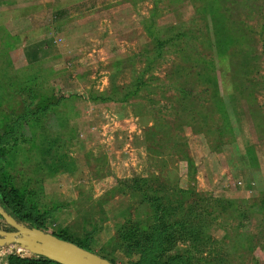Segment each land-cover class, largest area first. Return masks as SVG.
Returning <instances> with one entry per match:
<instances>
[{
    "label": "rangeland",
    "instance_id": "obj_1",
    "mask_svg": "<svg viewBox=\"0 0 264 264\" xmlns=\"http://www.w3.org/2000/svg\"><path fill=\"white\" fill-rule=\"evenodd\" d=\"M130 1L109 33L99 2L0 0L38 45L0 51V206L113 264H264V0Z\"/></svg>",
    "mask_w": 264,
    "mask_h": 264
},
{
    "label": "crops",
    "instance_id": "obj_2",
    "mask_svg": "<svg viewBox=\"0 0 264 264\" xmlns=\"http://www.w3.org/2000/svg\"><path fill=\"white\" fill-rule=\"evenodd\" d=\"M14 1V0H11ZM53 1V0H51ZM61 3H66L61 7L67 14L66 22L73 18H80V16H85V8L88 6L94 5V2L100 3V8L95 10L96 16H106L108 18L107 27H109L108 32L112 33L111 29H115L118 25L116 19H114L112 14L118 13L119 11H124V16L131 14L133 6L130 0H119L120 3L117 4V0H56ZM130 1V2H129ZM74 2V3H73ZM26 7L25 5H23ZM30 6V4H29ZM34 6V5H33ZM138 5H135V8ZM16 7V8H15ZM20 7V6H19ZM18 6H12V14L5 20L0 22V32L5 34L7 40L5 41L6 45H1V56L5 52L7 58V67L17 72L20 67L24 64L29 65L32 62L36 61L37 57V48L35 39H33L32 34L37 32V21H36V6L33 9H29L25 13H21V8ZM75 9V10H74ZM77 10V11H76ZM136 10H138L136 8ZM1 11V10H0ZM125 17V18H126ZM128 18H126L127 20ZM61 20V21H64ZM121 20H119L120 23ZM125 22V19H124ZM106 25V24H105ZM102 24V29L105 30L106 26ZM123 38H121L122 41ZM1 41V40H0ZM3 46V47H2ZM41 47L39 46V49ZM4 54V56H5ZM8 56V57H7ZM109 70V69H107ZM119 70H112L111 74L114 72H119ZM110 72V71H108ZM105 77H102L99 81H104ZM101 90V89H100Z\"/></svg>",
    "mask_w": 264,
    "mask_h": 264
},
{
    "label": "water",
    "instance_id": "obj_3",
    "mask_svg": "<svg viewBox=\"0 0 264 264\" xmlns=\"http://www.w3.org/2000/svg\"><path fill=\"white\" fill-rule=\"evenodd\" d=\"M0 216L15 229H0V248H21L30 254L43 256L58 264H113L108 259L85 249L71 241L45 232L38 227H29L17 222L0 206Z\"/></svg>",
    "mask_w": 264,
    "mask_h": 264
},
{
    "label": "trees",
    "instance_id": "obj_4",
    "mask_svg": "<svg viewBox=\"0 0 264 264\" xmlns=\"http://www.w3.org/2000/svg\"><path fill=\"white\" fill-rule=\"evenodd\" d=\"M144 31H146L148 36H150L152 38V41L155 43V49L161 50L163 44L165 42H167V40L166 39L164 40V38H154L153 35L151 34V32L148 30V28L146 26H144ZM145 71H146V69L144 70V72ZM137 84H140L138 82V80H134V81L131 82V84L127 85L126 88L130 89L131 87L132 88L136 87ZM98 97H100V96H98ZM107 98L109 99V97H107ZM122 99L121 100L117 99V101H124L125 100V99H123V100ZM222 114H224V113H222ZM158 129H159V126L154 125L152 130H151V132H154V133L158 134V132H157V131H159ZM5 143H6V141L0 138V145H2V144L4 145ZM13 146H14V144L12 145V147ZM2 148H3V146H0V149H2ZM7 195H8L7 191H5L3 187H0V196H2L3 200H5V202H6V207L5 208H7V207L9 208L10 206H12V202H13L11 197L9 195L8 196ZM1 204H2V201L0 200V205ZM22 208H23L22 206H20L19 209L17 208V212L16 213L19 215L20 219H26V217L24 215H22V213H21V211H22L21 209ZM37 227L42 229L39 226H37ZM39 257L40 258H38V259H29L27 257L21 258L20 256H13L12 258H10V262L9 263L10 264H50V263H56V262H54L52 260H49V259H47V258H45L43 256H39Z\"/></svg>",
    "mask_w": 264,
    "mask_h": 264
},
{
    "label": "built area",
    "instance_id": "obj_5",
    "mask_svg": "<svg viewBox=\"0 0 264 264\" xmlns=\"http://www.w3.org/2000/svg\"><path fill=\"white\" fill-rule=\"evenodd\" d=\"M11 249V248H10ZM14 251V253L17 255V256H20V257H29L30 256V253L21 249V248H14V249H11L10 252ZM1 255V254H0Z\"/></svg>",
    "mask_w": 264,
    "mask_h": 264
},
{
    "label": "flooded vegetation",
    "instance_id": "obj_6",
    "mask_svg": "<svg viewBox=\"0 0 264 264\" xmlns=\"http://www.w3.org/2000/svg\"><path fill=\"white\" fill-rule=\"evenodd\" d=\"M16 220H17V222H19L18 219H16ZM0 229L5 230V231H15V229L13 227H11L9 224L0 226Z\"/></svg>",
    "mask_w": 264,
    "mask_h": 264
}]
</instances>
